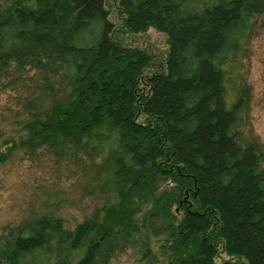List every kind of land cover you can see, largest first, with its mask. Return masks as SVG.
I'll return each instance as SVG.
<instances>
[{
	"label": "trees",
	"instance_id": "16d2710c",
	"mask_svg": "<svg viewBox=\"0 0 264 264\" xmlns=\"http://www.w3.org/2000/svg\"><path fill=\"white\" fill-rule=\"evenodd\" d=\"M0 0V91L21 86L23 132L102 201L68 227L37 211L0 232V264H264V144L244 61L264 0ZM83 186V184H82ZM159 242V243H158ZM153 243L158 244L153 248Z\"/></svg>",
	"mask_w": 264,
	"mask_h": 264
},
{
	"label": "rangeland",
	"instance_id": "374dc122",
	"mask_svg": "<svg viewBox=\"0 0 264 264\" xmlns=\"http://www.w3.org/2000/svg\"><path fill=\"white\" fill-rule=\"evenodd\" d=\"M106 1L109 17L119 30L121 19L117 0ZM119 33L125 42L148 46L161 57L167 49L164 34L153 28L135 34L120 30ZM242 70L250 87L249 123L264 144V10L255 17L254 35ZM22 101L23 91L19 85L0 91L2 149L11 143L12 137L18 138L23 133L21 123L25 113ZM86 185L87 179L73 174L64 162H56L55 155L45 149L14 150L5 162L0 163V232L2 226L15 225L37 211L61 215L65 224L73 227L102 201L98 194H89ZM157 245L153 243V248L156 249ZM142 263V257L130 247L115 252L108 260V264Z\"/></svg>",
	"mask_w": 264,
	"mask_h": 264
}]
</instances>
